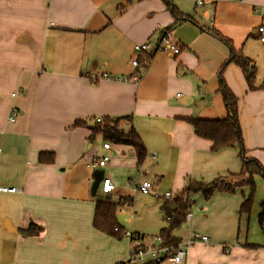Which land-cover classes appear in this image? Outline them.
<instances>
[{"label": "crops", "instance_id": "1", "mask_svg": "<svg viewBox=\"0 0 264 264\" xmlns=\"http://www.w3.org/2000/svg\"><path fill=\"white\" fill-rule=\"evenodd\" d=\"M202 2L0 0V187L20 189L0 191V264H116L134 243L94 228L97 201L121 202L116 213L125 231L157 246L168 227L166 201L141 194L139 183L151 181L173 198L190 179L241 171L239 145L214 150L191 120L228 117L219 70L231 49L210 30L231 40L255 66L257 88L264 84L257 32L264 0ZM173 8L183 15L176 24ZM166 29L180 53L155 51L138 81L93 79L131 76L135 45L153 49ZM222 78L238 98L246 156L263 166L251 212L238 214L248 187L209 199L193 192L186 221L172 235L181 242L195 233L209 237L189 248L185 264H264V89L250 90L235 63ZM98 119L134 128L147 150L143 162L130 145L106 149L93 135ZM103 155L107 166L92 168ZM101 170L116 185L108 195L92 189Z\"/></svg>", "mask_w": 264, "mask_h": 264}, {"label": "trees", "instance_id": "2", "mask_svg": "<svg viewBox=\"0 0 264 264\" xmlns=\"http://www.w3.org/2000/svg\"><path fill=\"white\" fill-rule=\"evenodd\" d=\"M168 6L172 7L171 0H164ZM173 14L176 17L175 24L178 23L177 18L183 16L176 8L172 9ZM168 31L167 29L163 32ZM211 33L231 49L230 58L222 65L219 70L221 76V92L223 94L225 104L228 108V117L222 120H203V119H193L191 123L194 127L195 133L198 136L210 139L213 142V149L219 150L224 147L239 145L240 147V158L242 160V169L239 173H228L221 174L214 177L212 180H195L190 179L187 186L181 192L179 196L171 197L166 200L164 206L165 217L168 222V227L163 229L159 234L162 238V246H175L181 241L172 235V232L180 227L187 218V213L191 207L192 201L189 198L190 193L201 192L206 199L211 198V196L216 192H226L229 194H234L236 191L242 187H248V193H243V202L239 208L238 214L241 218L250 215L252 204L256 192V184L254 181V176L261 173L263 174L262 164L254 159L247 157V150L244 147L242 129L240 126L239 119V106L238 98L226 85L222 78L223 70L229 63L237 64L244 72L248 87L250 90L264 89V84L261 88H257L255 85L256 80V68L248 60L247 57L243 55L241 51H236L233 47V43L228 38L223 35L210 30ZM156 51L155 47L147 53L148 59L152 58V55ZM147 66H144L146 68ZM127 119V118H121ZM121 119H101L96 121L93 126V135H101L103 142L114 143L118 145H130L134 148L139 163H142L147 156L146 147L135 131L134 128L128 131L119 127V122ZM130 120V119H128ZM174 203L175 205H173ZM121 202H113L110 199H105L102 201H97L93 226L95 229L106 234L107 236L122 240L126 236L131 238V241L141 240L140 245H134L130 249V253H135L139 248L147 249L144 245V236L139 234H132L125 231L124 227L119 223L117 219V207ZM261 213L259 215V223L264 227V204L261 206ZM116 264H131L129 260L125 259ZM145 264H153L152 261Z\"/></svg>", "mask_w": 264, "mask_h": 264}, {"label": "built area", "instance_id": "3", "mask_svg": "<svg viewBox=\"0 0 264 264\" xmlns=\"http://www.w3.org/2000/svg\"><path fill=\"white\" fill-rule=\"evenodd\" d=\"M202 0H198V4H202ZM257 32L259 34V38L262 42H264V25H260L257 28ZM154 47L156 51H170L174 54L180 53L179 46L173 41L172 35L170 31L162 32L160 37L156 42H154ZM151 43L146 42L143 44L135 45L136 57L132 61L134 67H136V72L131 76H122L116 77L110 75L108 73L96 74L94 76V80H108L115 82H125L129 79L134 81H138L140 79L141 74L146 69L144 66H148L151 59H148L147 53L151 51ZM15 115L16 113L13 112ZM14 120V117L12 118ZM98 119L97 121H100ZM103 145L106 149L111 150V144L107 142H103ZM0 148V152H1ZM109 155H103L101 158L95 159L92 163V168H105L109 162ZM101 191L107 195L113 192L116 189V185L112 182L109 177H104L101 186ZM137 191H139L143 195H151L154 198L162 199L164 201L170 199L173 195L170 191L161 193L157 189H155L154 184L151 181L144 180L137 185ZM0 191L3 192H11L16 193L19 192L20 189L15 186H1ZM158 242L160 245L158 246H150L147 249L139 248L135 253H129L127 260L130 261L131 264H145L147 258L153 262V264H185V260L188 254L189 248L198 242L209 243V237L206 234L195 233L192 238L187 241L180 242L175 246H162V238L161 236H157ZM134 245H140L141 240L133 241Z\"/></svg>", "mask_w": 264, "mask_h": 264}, {"label": "water", "instance_id": "4", "mask_svg": "<svg viewBox=\"0 0 264 264\" xmlns=\"http://www.w3.org/2000/svg\"><path fill=\"white\" fill-rule=\"evenodd\" d=\"M99 172H100V175L99 176L98 175L95 176V180H94L93 185H92V189L94 191H96L100 187V184H101V182H102V180L104 178V172L102 170L99 171Z\"/></svg>", "mask_w": 264, "mask_h": 264}, {"label": "rangeland", "instance_id": "5", "mask_svg": "<svg viewBox=\"0 0 264 264\" xmlns=\"http://www.w3.org/2000/svg\"><path fill=\"white\" fill-rule=\"evenodd\" d=\"M258 223H259V217H258ZM158 246V245H157Z\"/></svg>", "mask_w": 264, "mask_h": 264}]
</instances>
